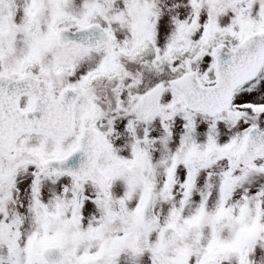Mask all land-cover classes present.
I'll return each mask as SVG.
<instances>
[{"label": "snow or ice", "instance_id": "1", "mask_svg": "<svg viewBox=\"0 0 264 264\" xmlns=\"http://www.w3.org/2000/svg\"><path fill=\"white\" fill-rule=\"evenodd\" d=\"M0 264H264V0H0Z\"/></svg>", "mask_w": 264, "mask_h": 264}]
</instances>
